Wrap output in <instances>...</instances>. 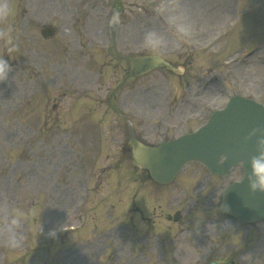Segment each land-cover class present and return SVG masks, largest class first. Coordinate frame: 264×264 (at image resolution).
Wrapping results in <instances>:
<instances>
[{"label":"rangeland","instance_id":"1","mask_svg":"<svg viewBox=\"0 0 264 264\" xmlns=\"http://www.w3.org/2000/svg\"><path fill=\"white\" fill-rule=\"evenodd\" d=\"M174 3L0 0V59L11 64L0 82V264L204 262L209 252L202 256L203 248L182 247H193L189 232L198 229L205 214L201 201L189 193L195 179L202 177V167L189 164L174 184L155 188L141 182L144 172L131 164L123 148L132 127L142 141L154 143L162 139L164 124H169L168 135L195 128L233 94L264 102V0H189L184 5L192 34L187 38L168 32L164 16L158 15L161 5ZM118 7H124L125 17L117 29L107 23ZM105 20L116 31L113 42L110 37L104 41ZM46 25L57 27L54 37L40 35ZM147 31L163 34L165 46L144 47ZM148 53L183 67L181 75L159 69L125 81L129 65L124 59ZM164 80L169 83L170 119L159 104ZM150 84L151 91L142 90ZM208 90L219 96L212 98ZM149 97L154 108L159 104V115L145 109ZM85 103L94 109V125L82 138L78 129L64 127L69 121L80 127L76 108L88 109ZM238 175L236 170L228 181ZM84 182L89 192L82 203L81 191L88 188ZM225 182L214 180L211 186L218 189ZM182 188L188 190L186 195ZM131 201L137 209L129 213ZM139 207L149 217L151 230L169 237L166 246L158 248L157 236L146 246L133 245L123 228L107 230L128 221L136 234L142 232L147 221L138 217ZM177 209L183 212L182 221L168 222ZM71 224L74 230L59 233ZM178 230H184L181 241L167 245ZM262 231L260 227L252 231L253 241L261 242L257 252H262L261 245L264 248V239L255 236ZM52 233L55 240L50 239ZM234 240H243V235ZM39 242L48 249L46 257L44 250H38ZM32 255L38 260L28 263ZM214 255L218 254L209 256ZM224 259L220 264H228Z\"/></svg>","mask_w":264,"mask_h":264},{"label":"clouds","instance_id":"2","mask_svg":"<svg viewBox=\"0 0 264 264\" xmlns=\"http://www.w3.org/2000/svg\"><path fill=\"white\" fill-rule=\"evenodd\" d=\"M158 15L164 16L167 25V31L174 36L187 38L192 34V29L187 22L186 6L176 0L172 5H161ZM166 44L163 34L156 31H147L143 39V46L150 49H162ZM10 71L9 64L0 59V80L7 77ZM257 155L250 158L251 174L254 180H250L249 187L252 191L257 189L264 192V139L257 140Z\"/></svg>","mask_w":264,"mask_h":264},{"label":"water","instance_id":"3","mask_svg":"<svg viewBox=\"0 0 264 264\" xmlns=\"http://www.w3.org/2000/svg\"><path fill=\"white\" fill-rule=\"evenodd\" d=\"M157 64L155 61L150 62V66ZM159 64V63H158ZM181 141H173L163 143L158 148H147L145 146L136 145L135 149L138 151L134 155L133 161L135 163H139L140 165L149 168L152 175L158 178L160 181H168L173 175L180 169L181 165L188 158L186 155H180L176 153L177 146H180ZM256 147L255 145L250 146L248 149V154L244 156V161L246 167H251L248 159V155L250 152H253V156L256 155ZM224 153L230 157V152L224 151ZM252 156V157H253ZM264 204V197L262 196L260 201ZM256 216H264L263 211H255Z\"/></svg>","mask_w":264,"mask_h":264},{"label":"bare ground","instance_id":"4","mask_svg":"<svg viewBox=\"0 0 264 264\" xmlns=\"http://www.w3.org/2000/svg\"><path fill=\"white\" fill-rule=\"evenodd\" d=\"M187 2H189V0H185L184 1V4L186 5V3ZM187 12H188V10H187ZM193 12V11H192ZM190 13V12H189ZM188 13V15H191V14H189ZM157 29V28H156ZM208 94L213 98V97H218L219 95L217 94V93H215V92H213V91H211V90H208ZM154 96H155V94H153ZM154 96H152V99H154ZM150 97L148 98V99H146V100H144V107H146L145 109L147 110V112H153L154 113V115L156 116V115H159L160 114V109H158L157 107L158 106H156L155 108L153 107V105H152V102H153V100H152ZM243 113H244V111L243 110H241V111H237L236 112V115H243ZM257 116H259V115H257ZM259 118H261L262 120H264V118L263 117H260L259 116ZM261 129L263 130V132H264V122H262V125H261ZM233 135H236V134H233ZM237 136V135H236ZM181 151H183L184 152V150L183 149H181ZM177 153V152H176ZM178 154V153H177ZM248 177L250 178V177H252V174H251V171L249 172V174H248Z\"/></svg>","mask_w":264,"mask_h":264}]
</instances>
